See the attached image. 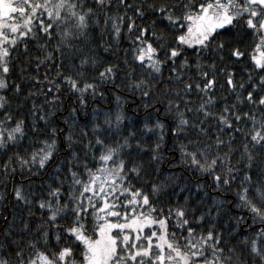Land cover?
Here are the masks:
<instances>
[{
  "label": "snow or ice",
  "instance_id": "obj_1",
  "mask_svg": "<svg viewBox=\"0 0 264 264\" xmlns=\"http://www.w3.org/2000/svg\"><path fill=\"white\" fill-rule=\"evenodd\" d=\"M0 176V264H264V0H0Z\"/></svg>",
  "mask_w": 264,
  "mask_h": 264
},
{
  "label": "trees",
  "instance_id": "obj_2",
  "mask_svg": "<svg viewBox=\"0 0 264 264\" xmlns=\"http://www.w3.org/2000/svg\"><path fill=\"white\" fill-rule=\"evenodd\" d=\"M233 31L236 33L237 39H240L243 41V43L240 45L242 50H244L246 54L250 53L252 50V44H253L254 37L250 35L249 33H247L240 25H237ZM120 47L126 48L127 47L126 41L121 40ZM99 55L101 59H110L112 54L110 52L105 53L101 51ZM242 68H243V65H240L236 68V76L238 78L242 77L244 80H246L247 77L243 75ZM220 83L223 84L222 78L220 80ZM222 97H228L229 100L231 99L228 92H226L223 88L218 87L216 91L217 109L221 108L225 102L222 99ZM194 102L198 103L199 101L195 100ZM88 104H89V112L91 111L92 108H99L101 110L99 114L101 119L103 118V113L105 111H108L114 115L115 112L119 109L126 116V119L123 122L124 124L138 121L145 116V110L143 108L144 101L141 100L139 93H136L133 95L131 92L124 90V89L114 91L110 95L106 96L104 100H89ZM13 107L15 108V104L13 105ZM147 111H151V109H148ZM64 115L66 116L67 113L65 112ZM81 119H83V117H81ZM37 147H39V145H37ZM178 155L179 153L177 152V156ZM92 166L93 165L90 164V167ZM162 167L166 168L168 171L174 170L178 176H181L182 179L187 178L190 182H193V183L195 182V176L190 175L188 173L181 174L178 168L172 169L166 165H162ZM31 179L33 181V186L35 190V184L38 181L35 176L31 177ZM20 180H21V177L16 176L15 181L19 182ZM13 183H14L13 179L0 176V193L10 194ZM24 183L27 184V180H25ZM234 194H235L234 192L231 194L229 193L217 194V192L215 191L209 192V196H214L217 199H223L227 197L229 201L232 199V196ZM172 198L175 199V197H172ZM9 200H11L10 195H9ZM5 203H8V201H5ZM8 207L9 208L12 207L11 203H8ZM33 211H36V210L33 209ZM37 215H39V212H37ZM256 225L257 226L259 225V221L256 222ZM169 231L170 232L172 231L171 223H169Z\"/></svg>",
  "mask_w": 264,
  "mask_h": 264
}]
</instances>
